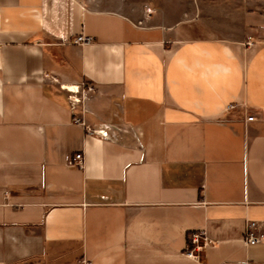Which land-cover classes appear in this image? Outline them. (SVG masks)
<instances>
[{"label": "crops", "instance_id": "1", "mask_svg": "<svg viewBox=\"0 0 264 264\" xmlns=\"http://www.w3.org/2000/svg\"><path fill=\"white\" fill-rule=\"evenodd\" d=\"M177 16L0 0V264H264V39Z\"/></svg>", "mask_w": 264, "mask_h": 264}, {"label": "rangeland", "instance_id": "2", "mask_svg": "<svg viewBox=\"0 0 264 264\" xmlns=\"http://www.w3.org/2000/svg\"><path fill=\"white\" fill-rule=\"evenodd\" d=\"M177 19H201L228 40L264 39V0H157ZM158 3V2H156ZM153 4L150 3L149 6Z\"/></svg>", "mask_w": 264, "mask_h": 264}, {"label": "built area", "instance_id": "3", "mask_svg": "<svg viewBox=\"0 0 264 264\" xmlns=\"http://www.w3.org/2000/svg\"><path fill=\"white\" fill-rule=\"evenodd\" d=\"M154 9L152 7L147 8V13L152 14ZM94 41V37L91 35H86L84 33H81L76 36V38L73 40V43L79 44V45H86L90 44ZM78 92H70V104L73 113H75V110H77V107L80 105L81 100L90 98L96 91L97 88L93 84H85L83 83L81 86H78ZM74 95L79 96V101L75 98ZM234 105H231L229 108H233ZM74 119L76 122H83V120L80 117H77L76 114H74ZM254 116H248L247 120L252 121L254 120ZM104 135H107V133H104ZM67 165L70 167H83L84 165V152H77L75 154H71L67 156ZM255 223L249 222L247 224V228L243 237V240L246 244H256L261 240L262 235L260 233H255L254 231ZM189 242L191 244V248L187 251V254L191 257H199L200 252L204 251L207 245L210 243V240L206 236L205 232L201 231H193L189 234ZM88 264V263H84Z\"/></svg>", "mask_w": 264, "mask_h": 264}, {"label": "bare ground", "instance_id": "4", "mask_svg": "<svg viewBox=\"0 0 264 264\" xmlns=\"http://www.w3.org/2000/svg\"><path fill=\"white\" fill-rule=\"evenodd\" d=\"M66 88L74 93V92H78V88L79 87L78 86H73V85H68V86H66ZM74 96L79 101V96L78 95H74Z\"/></svg>", "mask_w": 264, "mask_h": 264}]
</instances>
